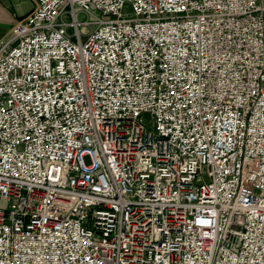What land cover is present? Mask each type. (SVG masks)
Returning a JSON list of instances; mask_svg holds the SVG:
<instances>
[{"label":"built area","instance_id":"1","mask_svg":"<svg viewBox=\"0 0 264 264\" xmlns=\"http://www.w3.org/2000/svg\"><path fill=\"white\" fill-rule=\"evenodd\" d=\"M0 37V264H264V0H33Z\"/></svg>","mask_w":264,"mask_h":264},{"label":"crops","instance_id":"2","mask_svg":"<svg viewBox=\"0 0 264 264\" xmlns=\"http://www.w3.org/2000/svg\"><path fill=\"white\" fill-rule=\"evenodd\" d=\"M33 7V0H0V37L7 33L17 20L28 15Z\"/></svg>","mask_w":264,"mask_h":264}]
</instances>
